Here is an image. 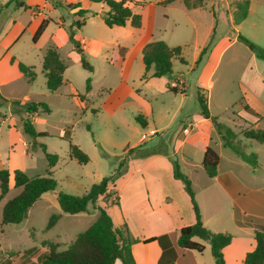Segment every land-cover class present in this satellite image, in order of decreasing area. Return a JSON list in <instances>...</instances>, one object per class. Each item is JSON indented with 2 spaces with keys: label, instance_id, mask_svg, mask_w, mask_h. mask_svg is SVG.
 I'll return each instance as SVG.
<instances>
[{
  "label": "rangeland",
  "instance_id": "obj_1",
  "mask_svg": "<svg viewBox=\"0 0 264 264\" xmlns=\"http://www.w3.org/2000/svg\"><path fill=\"white\" fill-rule=\"evenodd\" d=\"M252 1L258 3L253 4L249 17L237 26L229 15V12L233 14V2L227 6L222 0H205L206 6L196 12L186 10L182 4L154 8L153 16H150L154 29L152 39L163 41L169 47H180L181 57L185 60V64H182L173 59V73L165 78L166 83H169V79L170 83L181 80L183 85L177 81L172 86L182 91L177 94L167 90L163 80L151 78L152 69L145 80L141 79L144 74L141 58H135L123 71L124 63L117 59L115 43L129 47L143 36L129 24L108 28L102 17L89 19L96 14L94 9H88L83 17V26L75 29L80 37L88 41L95 39L102 44L82 51L84 62L92 67V71L84 67L79 59L80 53L72 44L64 43L58 48L66 66L64 81L56 91L50 92L42 74V58L49 47L55 46L51 35L55 32L56 20L62 18L68 25L81 21L83 18L69 11L70 6L79 4L85 9L91 3L88 0H47L48 9L42 14L48 20V27L36 43L32 42L34 34L29 27L32 17L26 11V5L17 7L15 3H10L1 10L0 168L7 169L10 176L8 193L0 201V260L13 256L12 259L18 257L24 263H38L48 250L42 246V242L56 243L58 251L65 250L77 234L86 230L97 218V211L89 206L88 212L62 214L59 221L46 230L51 215L61 212L54 194L48 192L28 209L26 218L19 224L1 223L2 204L20 191L14 188L12 171L21 170L29 177L46 175L48 166L41 145L58 158L51 169V177L57 183L56 190L82 196L115 169L116 159L126 147L136 146L133 144H137V140L144 135L147 141L138 145L158 149L159 153L155 154L166 156L171 164L173 159L177 161L180 171L191 181L204 219L210 218L215 209L228 203V198L218 192L216 184L202 169L205 136L210 135L212 141L209 146L222 156V171L229 170L228 159H235L240 166H233L230 171L234 176L240 174V177L245 176L246 179L243 178L248 180L252 168L222 146L213 124L211 127H199L197 120L201 116L196 90L201 79L209 76L213 87L204 95L211 117L231 128L247 152H262L264 164V143L244 140L241 134L247 128H264V60L256 58L237 39L233 41L235 36L241 35L264 49V0ZM126 5L134 12L142 11L145 16L146 9L141 7L142 2L130 0ZM212 9L216 12V19L211 14ZM107 11L108 8H104L102 14ZM210 25H216L211 41L212 33L206 34V28ZM226 45L227 48L222 50ZM204 47H207L206 53L195 65ZM12 58L33 68V82L26 81L16 64L10 62ZM88 78L90 91L86 90ZM250 78L254 80V88L246 86L245 80ZM125 86L131 88L132 92L125 90ZM167 87H171V84ZM79 97L83 100L80 101ZM15 102H42L50 111L28 115L16 108ZM249 102L255 105L259 117L251 115L247 119L240 115L243 106ZM139 113L146 116L147 128H142L135 121ZM26 120L32 123L37 133L45 135L33 138L24 134L22 124ZM154 128L156 131L149 136L148 132ZM186 128L187 133L184 132ZM70 143L88 156V163L79 164L70 157ZM233 179L236 181L235 177ZM227 189L235 199V187L228 185ZM108 190L109 201L114 203L116 193ZM96 205L105 208L108 204L99 197ZM197 205L199 207L198 202ZM116 206H119V197ZM205 245L206 252L198 256V264H214L209 245ZM31 248L33 251H28ZM148 250L149 258H152L153 249ZM176 263L190 264V261L183 257L173 264Z\"/></svg>",
  "mask_w": 264,
  "mask_h": 264
},
{
  "label": "trees",
  "instance_id": "obj_2",
  "mask_svg": "<svg viewBox=\"0 0 264 264\" xmlns=\"http://www.w3.org/2000/svg\"><path fill=\"white\" fill-rule=\"evenodd\" d=\"M130 0H88L90 3L104 4L108 11L102 15V20L108 28L124 27L129 24L134 29L141 27V15L134 12L126 2ZM175 0H168L172 2ZM186 9L202 8L205 6V0H181ZM15 3L17 7H23L22 2L16 0H9L4 6ZM71 9H78L75 13L77 16L83 18L88 10L81 8L79 4L70 6ZM249 9V1L241 0L236 2L235 10L232 14L234 25L240 24L246 19ZM91 16H94L91 15ZM215 17V15H214ZM85 18L81 21H76L69 26L67 30L68 42L72 44L77 53H80L79 59L84 64L88 71H92V67L84 62L82 55V47L75 38V29L83 26ZM48 20H42L37 30L35 31L32 42L36 43L37 39L44 32ZM214 34V31H213ZM213 34L210 38H213ZM236 39L245 45L252 54L258 59L264 60V49L254 44L247 38L238 35ZM207 47H204L197 59L195 65L201 61L202 56L206 53ZM142 63L144 65V74L142 79H146V74L152 69L151 78L169 77L172 75V60L177 59L180 63L185 64V60L181 57L180 47H169L163 41H152L146 43L142 48ZM14 59H11V63ZM18 71L32 82L35 77L33 68L26 66L22 62H17ZM66 69L64 62L61 60L56 47H49L43 58L42 71L44 74L46 88L50 92L56 91L63 83V73ZM90 89V79L86 80V90ZM167 90L177 94L182 93L175 87H167ZM204 89L197 88L196 101L199 107V114L203 119H210L217 135L220 137L222 146L230 150L242 162L248 164L251 168L256 169L259 165L257 154L254 152H247L245 145L234 131L216 122L212 118L208 108V100L204 95ZM82 101V97H79ZM14 106L20 108L25 114L31 115L39 112L49 113V108L42 102H28V103H13ZM243 110L259 117V114L252 110L247 105L243 106ZM1 117V116H0ZM135 121L142 127L147 126L146 120L140 114L136 115ZM250 126H252L250 124ZM22 130L24 134L33 138L44 136L45 134L37 133L28 120L23 121ZM244 140L255 141L259 144L264 143V128H247L241 132ZM41 150L47 160L48 171L45 176H27L23 171L15 169L12 171L14 188H19L17 195L7 200L2 207L3 225L19 224L26 216L28 209L40 199L44 193H53L60 208L59 214H53L49 218L46 225V230L53 227L62 214H79L88 212L89 206H92L98 213L95 221L83 232L77 234L75 239L71 241L65 250L58 251V245L50 241L42 242V246L47 247V252L41 257L38 263H24L20 259L11 256L0 260V264H114L119 261L120 264H136L132 254V245L142 242L148 244L151 242H158L161 245L163 237L149 238L143 241L134 239L130 236L126 225L115 227L110 215L104 207L96 205L99 197L106 202V204H118V196L116 195L115 202L109 201V184L113 183L117 178L122 176L127 169V163L131 157H146L151 154L159 153L158 149L152 147H142L141 145L127 148L122 155L116 159L115 169L106 177L102 178L98 184H94L82 196H74L62 191L56 190L57 183L51 177V169L57 162V156L47 152L46 147L41 145ZM69 155L75 159L79 164H86L89 162L88 156L81 151L76 145L69 144ZM219 162L218 154L210 147L204 149L201 166L205 174L209 178H213L217 174V165ZM9 176L7 169H0V201L6 196L9 190ZM172 176L174 179L181 181L184 191L190 198L193 208L195 222L194 224L181 228L177 238V246L181 252H196L201 254L204 246L193 240L198 238L201 241L207 242L210 247V254L214 264H225L222 249L228 246L231 242L232 236L227 232L214 233L208 230L202 223L201 214L195 195L191 187V181L183 174L177 161L172 160ZM243 221L246 225L254 227V249L245 254L243 264H264V225L255 224L252 220L245 219ZM239 223V222H238ZM28 251H33V248ZM11 255V254H10ZM13 255V254H12ZM179 261V259H178ZM178 264V263H176Z\"/></svg>",
  "mask_w": 264,
  "mask_h": 264
},
{
  "label": "crops",
  "instance_id": "obj_3",
  "mask_svg": "<svg viewBox=\"0 0 264 264\" xmlns=\"http://www.w3.org/2000/svg\"><path fill=\"white\" fill-rule=\"evenodd\" d=\"M8 1L9 0L0 1V14L1 10L4 7L8 6H4ZM138 1L142 2L141 7L143 9H146L145 16L142 11L140 12L142 21L141 27L138 29V34H142L143 37L131 43L129 47L120 46L119 44L115 43V48L117 49V59L121 61V63H124L123 71H126L128 69V66L132 63L135 58H141L142 61L141 52L143 46L146 43L157 41L152 39L154 29L153 26H151L152 20H150V16H153L154 8H166L174 4H182V6L184 7L181 0H175L172 2H167L168 0H153L149 2H146L145 0ZM222 1H224L227 6H229V2H233L232 7L234 11L236 2H239L241 0ZM248 1L249 9L247 12L246 19L249 17L251 10H253V4L256 5V3H258L252 0ZM18 2H22L24 5L27 6L26 11L32 17V21L29 27H31V33L34 34L41 21L46 20L45 16L42 13L43 11L48 9V2L47 0H26L25 2L20 0ZM204 7L195 9H186L185 7L184 8L188 11L196 12L197 10L203 9ZM104 8L107 9V7L101 3H91L90 5L85 6L86 10L94 9V13H96V16L94 15L89 18L92 20L97 19V17H102ZM77 10L78 9H70L69 11L72 12L75 16H77L75 14ZM211 11L212 16L214 17L215 15L214 19H216V12L213 9ZM97 12L100 14L98 15ZM229 15L232 20V12H229ZM70 25L72 24H65L62 18H57L55 32L51 35L52 41L55 45L54 47H56L57 50L62 46V44L68 42L67 30ZM47 27L48 26H46L44 31L47 30ZM215 27L216 25L208 26L206 28V34H213V31L215 34ZM75 38L79 41L84 51L89 50L91 47L102 46V44H100L98 40L92 39L88 41L86 40V38L80 37L77 31L75 32ZM233 41H236V36L234 37ZM228 45L222 48V50H225ZM120 49L122 50L121 55ZM17 62L19 61H16L14 59L13 63H15L16 66ZM165 78L166 77H161L157 79L163 80L166 85V88L168 84H171V86H173V84H175L177 81L181 83L180 79H177L174 83H170L171 81L169 79V83H166ZM253 81L254 80H252L251 78L246 79V86H252V88H254L255 83ZM181 84L183 85V83ZM258 84L259 83H257V85ZM246 86L245 84H242V87L247 89ZM198 87L204 89V92L209 91L213 87V82L209 80V76H204L201 79L200 85ZM125 90L132 92L131 88H127V86H125ZM135 92L138 93V91ZM247 106L254 110L256 113H258V110L256 109L254 104H251L249 102ZM139 114L142 115L146 120L147 126L145 128H147L148 122L146 116L141 113ZM240 115L247 119L248 116L251 117V115L244 111L243 108ZM197 121L199 127L201 125L203 127L212 126V122L210 119L206 120L202 117H198ZM154 131H156V128L151 129L148 132L149 136H151L150 133ZM209 136L210 135L208 134L204 138L202 152H204L205 147L209 146V142L212 141L211 137ZM218 139L220 140L219 136ZM145 141H147V138L143 135L137 140V144L133 145L138 146V144L142 142L144 143ZM21 153L25 154L23 151ZM216 153L219 156L217 174L215 177L211 178V180L212 183L214 182L216 184L218 192L228 198V203L225 206L218 207L217 209H215L214 213L211 214L210 218L204 219L196 193L195 196L200 207V214L203 225L208 230L214 233L230 232L232 236L230 244L222 249L225 264H243L245 254L247 252L252 251L255 246L254 227L246 225L245 223H243V221H246L245 219H249L252 220L255 224L264 225V164H262V152H255L258 157L259 165L256 169L252 168L250 177H247L248 180H245L246 177L243 175L241 176L245 177V179L243 177H240V174H236L234 176L233 172L230 171L233 166H240V164H238L235 159H228V165H230L228 166L229 170L226 169L222 171L220 169L222 156L219 154V152ZM234 177L236 181H234ZM228 185L235 187V199L228 192ZM108 189L113 190L119 197V206L112 205L110 203L108 205H105V209L110 215L115 227L119 228L122 225H126L130 236L140 241L154 237H163L161 245L158 242H151L148 244H142V242H140L133 244L132 254L136 264H164L166 261L169 262V264H173L178 261V259L183 257L188 258L190 264H198V256H200V254L196 252L181 253L177 246V238L180 229L194 224L195 216L190 202V198L184 191L181 181L173 178L172 164L168 161L166 156L161 154H155L145 158H137L134 156L131 157L127 163L126 172L122 176L117 178L113 183L109 184ZM44 194L42 196H44ZM42 196L40 197V199L42 198ZM4 203L2 204V207ZM193 240L201 243L204 246L203 252H206L207 246L205 245V243L207 242L201 241L198 238H193ZM147 248L153 249L152 258H149L150 251ZM114 264H120V262L117 260Z\"/></svg>",
  "mask_w": 264,
  "mask_h": 264
},
{
  "label": "built area",
  "instance_id": "obj_4",
  "mask_svg": "<svg viewBox=\"0 0 264 264\" xmlns=\"http://www.w3.org/2000/svg\"><path fill=\"white\" fill-rule=\"evenodd\" d=\"M184 132L187 133L188 132V128L184 129Z\"/></svg>",
  "mask_w": 264,
  "mask_h": 264
}]
</instances>
